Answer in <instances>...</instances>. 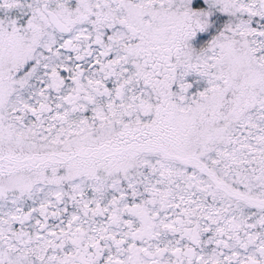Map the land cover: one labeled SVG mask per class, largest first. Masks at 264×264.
Instances as JSON below:
<instances>
[{
  "label": "snow or ice",
  "instance_id": "obj_1",
  "mask_svg": "<svg viewBox=\"0 0 264 264\" xmlns=\"http://www.w3.org/2000/svg\"><path fill=\"white\" fill-rule=\"evenodd\" d=\"M0 264H264V0H0Z\"/></svg>",
  "mask_w": 264,
  "mask_h": 264
}]
</instances>
